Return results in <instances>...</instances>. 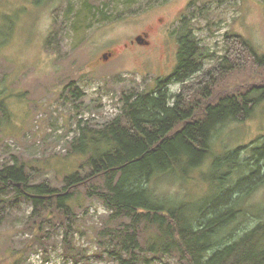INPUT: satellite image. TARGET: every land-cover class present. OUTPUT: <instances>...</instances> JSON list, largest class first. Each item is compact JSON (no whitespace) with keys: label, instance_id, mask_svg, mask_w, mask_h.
Returning <instances> with one entry per match:
<instances>
[{"label":"rangeland","instance_id":"1","mask_svg":"<svg viewBox=\"0 0 264 264\" xmlns=\"http://www.w3.org/2000/svg\"><path fill=\"white\" fill-rule=\"evenodd\" d=\"M187 30L202 48L203 69L213 70L199 88L206 86L208 95L196 91L188 106L201 112L209 101L264 85V62L246 48L239 57L228 50L237 35L264 55V0H0V169L24 163L32 184L49 181L58 189L77 171L86 176L87 156L72 152L81 129L104 128L122 112L126 94L156 90L158 80L175 70L179 38ZM139 35L147 46L132 42ZM222 61L227 68L216 70ZM182 84L175 78L164 86L176 94ZM263 143L264 101L250 117L220 127L213 139V153L231 152L236 162L256 157L260 164L255 184H238L240 167L222 182L233 186L234 197L253 187L240 227L264 213V152L253 150ZM213 158L189 177L166 174L149 186L158 197L184 202L216 195ZM89 183L90 191L80 187L70 201L75 215L69 239L83 259L66 255L63 229L42 226L30 199L15 188L0 190V264H118L100 232L122 220L111 218L112 209L96 192L105 191L104 179ZM147 261L180 264L174 255L150 254Z\"/></svg>","mask_w":264,"mask_h":264},{"label":"trees","instance_id":"2","mask_svg":"<svg viewBox=\"0 0 264 264\" xmlns=\"http://www.w3.org/2000/svg\"><path fill=\"white\" fill-rule=\"evenodd\" d=\"M179 41L178 64L166 80H158L156 90L126 94L122 112L104 128L81 129L72 152L87 156L86 176L77 171L58 189L49 181L32 184L24 163L0 169V190L15 188L21 197L30 199L36 208L33 216L41 218L42 226H61L66 255L84 258L83 250L73 247L69 239L75 215L70 201L78 188L90 191L89 182L104 179L105 191L96 192L112 209L111 218L122 221L117 226L105 225L100 235L109 240L104 246L112 245L109 255L118 264L145 260L146 264L150 254L174 255L180 264H264V213L255 223L240 227V221L249 216L253 187L234 197L230 194L233 186L222 184L225 176L239 167L244 168L239 185L257 183L258 159L254 156V162H236L231 152L215 154L212 147L220 127L250 117L264 101V85L209 101L201 112L194 110L192 103L188 106L190 99L196 91L208 95L206 86L199 88L213 70L203 69V51L191 30L182 33ZM230 42V55L239 57L240 49L246 48L257 63L264 62V55L247 39L236 35ZM224 64L218 63L216 70L227 68ZM175 78L183 84L180 92L173 94L164 83ZM253 150L264 152V143ZM211 155V177L220 189L216 195L184 202L158 197L149 186L150 181L166 174L189 177ZM222 165L229 170L223 171Z\"/></svg>","mask_w":264,"mask_h":264},{"label":"flooded vegetation","instance_id":"3","mask_svg":"<svg viewBox=\"0 0 264 264\" xmlns=\"http://www.w3.org/2000/svg\"><path fill=\"white\" fill-rule=\"evenodd\" d=\"M139 36H142V35H139ZM142 38H143V43H141V45L142 46H147V44H149V41H147L143 36H142ZM132 42H137L136 41V38L134 39V40H132ZM126 46H127V44H126ZM110 55H112V53H110Z\"/></svg>","mask_w":264,"mask_h":264},{"label":"water","instance_id":"4","mask_svg":"<svg viewBox=\"0 0 264 264\" xmlns=\"http://www.w3.org/2000/svg\"><path fill=\"white\" fill-rule=\"evenodd\" d=\"M142 40H143L142 36H137V37H136V41H137L138 43H140V44L143 43ZM107 58H108V57H107L106 55H104V59L106 60Z\"/></svg>","mask_w":264,"mask_h":264}]
</instances>
